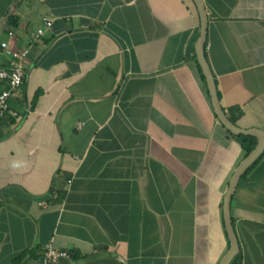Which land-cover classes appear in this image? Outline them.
<instances>
[{
    "label": "crops",
    "instance_id": "0c3cea01",
    "mask_svg": "<svg viewBox=\"0 0 264 264\" xmlns=\"http://www.w3.org/2000/svg\"><path fill=\"white\" fill-rule=\"evenodd\" d=\"M202 3L222 110L264 130V0ZM199 25L193 0H0V40L26 49L0 111V264H48L47 243L70 252L52 264L218 263L244 154L200 77ZM260 154L229 200L233 264H264Z\"/></svg>",
    "mask_w": 264,
    "mask_h": 264
},
{
    "label": "water",
    "instance_id": "95a60500",
    "mask_svg": "<svg viewBox=\"0 0 264 264\" xmlns=\"http://www.w3.org/2000/svg\"><path fill=\"white\" fill-rule=\"evenodd\" d=\"M195 3L198 14H199V34L194 44L195 49V56L199 68L202 72L204 77V81L206 84L207 92L209 94V101L212 107L213 112L215 113L217 119L222 124L223 127L228 129L231 133L238 134V133H245V134H252L256 137V141L252 148L248 150L237 162L234 166L227 182L226 189L223 194L222 203H221V210H222V219H223V226L227 235L228 239V246L224 253L221 255L217 264H228L231 260L232 256L238 250V243L235 232L233 230L231 217L229 213V200L231 193L236 185V182L240 175L245 171L248 165L261 153L264 148V130L257 128V127H240L233 122H231L225 115L222 110V107L219 103L213 74L210 70L209 64L204 54V41L206 36V23H207V16L204 10V6L202 0H193Z\"/></svg>",
    "mask_w": 264,
    "mask_h": 264
},
{
    "label": "built area",
    "instance_id": "2783aa9c",
    "mask_svg": "<svg viewBox=\"0 0 264 264\" xmlns=\"http://www.w3.org/2000/svg\"><path fill=\"white\" fill-rule=\"evenodd\" d=\"M49 26L50 20L44 18L43 26L36 27L32 31L31 40H37L44 29L49 28ZM11 33V30L7 31L8 35ZM0 53V82L5 85V87L0 88V111H6L8 109L7 98L10 92L23 82V59L26 55V49L11 48L6 40L2 39L0 40ZM69 254L67 249L59 248L50 243H47L42 251L43 258L48 264H52L59 257H67Z\"/></svg>",
    "mask_w": 264,
    "mask_h": 264
},
{
    "label": "trees",
    "instance_id": "16d2710c",
    "mask_svg": "<svg viewBox=\"0 0 264 264\" xmlns=\"http://www.w3.org/2000/svg\"><path fill=\"white\" fill-rule=\"evenodd\" d=\"M198 68V71H199V74H200V77L201 79H203V76L200 72V69L199 67L197 66ZM229 119L233 122L234 118L232 115H229ZM226 131L228 133H230V131H228L226 129ZM232 134V133H230ZM237 137L240 138L241 140V143H242V147H243V154H245L248 150H250L252 148V146L254 145L255 143V136L251 135V134H245V133H238L237 134ZM261 154H259L249 165L248 167L245 169V171L240 175V177H242L247 171L248 169L257 161V159L260 157ZM236 260V254L234 255V257L231 258V260L229 261L228 264H233L234 261Z\"/></svg>",
    "mask_w": 264,
    "mask_h": 264
}]
</instances>
